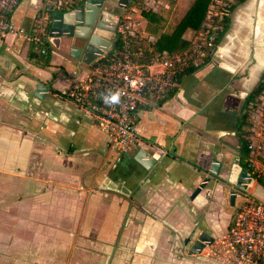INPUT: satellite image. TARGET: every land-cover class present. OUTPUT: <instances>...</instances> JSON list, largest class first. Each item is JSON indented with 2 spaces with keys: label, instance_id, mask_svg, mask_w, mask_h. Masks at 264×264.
<instances>
[{
  "label": "crops",
  "instance_id": "1",
  "mask_svg": "<svg viewBox=\"0 0 264 264\" xmlns=\"http://www.w3.org/2000/svg\"><path fill=\"white\" fill-rule=\"evenodd\" d=\"M114 1L106 7L115 9ZM46 3L20 0L10 15L25 34L40 29L46 65L28 58L27 39H0V264H231L209 254L214 241L243 199L264 203V187L252 176L264 181V87L247 99L264 73V0L229 10L218 59L195 66L163 99L143 98L138 142L125 151L59 95L88 65L68 55L66 39L49 35ZM137 22L147 36L145 20ZM39 84L46 90L35 94ZM242 114L250 150L245 189L235 172L226 181L227 168L239 165ZM139 151L158 156L149 170L134 160ZM200 232L212 242L188 255Z\"/></svg>",
  "mask_w": 264,
  "mask_h": 264
},
{
  "label": "built area",
  "instance_id": "2",
  "mask_svg": "<svg viewBox=\"0 0 264 264\" xmlns=\"http://www.w3.org/2000/svg\"><path fill=\"white\" fill-rule=\"evenodd\" d=\"M82 1L47 0L46 11H71ZM19 2L0 0V39L10 34L21 36L29 42L32 54L48 57L50 51L39 35L40 29L25 34L11 22L10 15ZM143 2L149 7L147 10L156 11L153 0ZM231 4L232 0H210L200 30L185 37L190 41L187 49L172 53L162 51L149 58L142 56L139 63L134 61L131 51L132 45L140 43L137 37L142 32L138 22L130 21V16L123 13L115 15L117 24L111 46L88 64L82 77L72 82L66 97L92 116L112 147L121 151L133 147L138 142L135 112L143 98L163 99L178 87L189 65L195 67L218 59L217 36ZM115 35L121 40L118 49L112 46ZM117 91L120 92L119 103L106 101ZM209 254L231 264H264V203L245 198L237 204L226 234L214 241Z\"/></svg>",
  "mask_w": 264,
  "mask_h": 264
},
{
  "label": "water",
  "instance_id": "3",
  "mask_svg": "<svg viewBox=\"0 0 264 264\" xmlns=\"http://www.w3.org/2000/svg\"><path fill=\"white\" fill-rule=\"evenodd\" d=\"M129 0H116L114 5L115 9H108L106 6L108 3H112L111 0H83L78 3L77 6L71 11L60 10H48L46 13L47 30L51 37L64 38L68 41L67 49L68 55L79 60L82 63L88 65L92 60L97 58L98 55L103 54L110 46L109 36L101 34L102 32L96 31V28L105 30L110 33H115V25L117 24V18L115 15H119V8H124L128 4ZM109 24V26H108ZM79 44V45H78ZM226 70H231L230 67H225ZM46 89L41 84L35 90L37 92H45ZM158 158L156 154L151 156L147 155L143 151L134 157V160L144 169L149 170L153 162ZM221 169V165L216 163L210 167V171L214 175H217ZM226 167L224 168V170ZM226 181L231 182L232 174H237L234 180L237 181L236 186L241 189H245L249 180V176L246 171L239 165L233 163L230 165ZM208 178H205L203 182H206ZM204 187L200 184L193 191V195L199 192L200 188ZM230 201L234 199V192L229 191ZM213 237L205 232H200L196 239L191 243L187 250V254L198 253L205 245L212 242Z\"/></svg>",
  "mask_w": 264,
  "mask_h": 264
},
{
  "label": "trees",
  "instance_id": "4",
  "mask_svg": "<svg viewBox=\"0 0 264 264\" xmlns=\"http://www.w3.org/2000/svg\"><path fill=\"white\" fill-rule=\"evenodd\" d=\"M242 1L243 0H232L230 9L235 4ZM209 2L210 0H191L187 9L184 11L182 16L178 19V21L169 32L163 31L164 17L159 12L145 9L139 10L140 16L145 20L144 31L147 36H143L141 38V33L138 34L137 39L140 40L139 46H131L134 61L139 63V57L144 56L146 58H149L150 56L161 53L162 51L172 53L187 49L190 45V41L186 39L183 34L186 30H190L192 33H196L198 30H200ZM226 22L227 19L223 21V29L218 33L217 42L226 28ZM148 36H152L153 40L148 41ZM44 44H47V42L44 41ZM112 46L117 49L120 48L121 40L119 35H115L113 37ZM31 56H33V54H28V58ZM39 60H41V65L44 66L48 62V57H39ZM195 69L196 67H194L193 65H189L187 69H185L184 74L190 73ZM263 87L264 73L262 74L261 79L257 83V85L248 94L247 99H253V97L260 94L263 90ZM66 94L67 93L64 92L60 93L59 95L62 97H66ZM245 117L246 116L244 114L240 115L239 121L237 122L235 127V132L238 139L237 162L241 168L250 170L248 166L250 160V150L248 149L247 133L244 130V127L247 126L248 123L245 121ZM252 176L255 178L258 184L264 187L263 177L260 174L254 172L252 173Z\"/></svg>",
  "mask_w": 264,
  "mask_h": 264
},
{
  "label": "rangeland",
  "instance_id": "5",
  "mask_svg": "<svg viewBox=\"0 0 264 264\" xmlns=\"http://www.w3.org/2000/svg\"><path fill=\"white\" fill-rule=\"evenodd\" d=\"M190 2L191 0H153L152 5L156 8V11L164 17V32H169L172 29V27L187 9ZM109 5L110 3L107 4V6ZM148 8L149 7L145 5L143 0H130L127 4L126 10L123 11V14L130 16V21H142L143 19L139 14V10H147ZM214 10L215 8L210 10V12L213 13ZM138 14L141 18L140 20L137 17ZM112 34L113 33H111V36H109L110 41H112Z\"/></svg>",
  "mask_w": 264,
  "mask_h": 264
},
{
  "label": "clouds",
  "instance_id": "6",
  "mask_svg": "<svg viewBox=\"0 0 264 264\" xmlns=\"http://www.w3.org/2000/svg\"><path fill=\"white\" fill-rule=\"evenodd\" d=\"M119 98H120V92H115V93H112L110 97H107L106 98V101H109L112 103V104H115V103H119Z\"/></svg>",
  "mask_w": 264,
  "mask_h": 264
},
{
  "label": "flooded vegetation",
  "instance_id": "7",
  "mask_svg": "<svg viewBox=\"0 0 264 264\" xmlns=\"http://www.w3.org/2000/svg\"><path fill=\"white\" fill-rule=\"evenodd\" d=\"M115 2H116V0H115ZM129 2V1H128ZM114 5H117V4H114ZM125 7H127V5L125 6ZM125 7H124V9H125ZM124 9H118L119 10V13L121 12V10H124ZM96 31H98V32H104V33H106V34H108V35H110L111 33L110 32H107V31H105V30H100L99 28H96Z\"/></svg>",
  "mask_w": 264,
  "mask_h": 264
}]
</instances>
